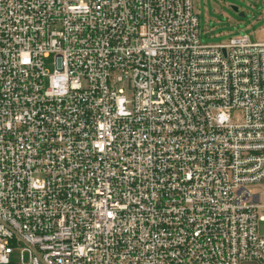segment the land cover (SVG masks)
<instances>
[{
    "label": "built area",
    "instance_id": "1",
    "mask_svg": "<svg viewBox=\"0 0 264 264\" xmlns=\"http://www.w3.org/2000/svg\"><path fill=\"white\" fill-rule=\"evenodd\" d=\"M257 185L264 41H202L194 0H0V264H264Z\"/></svg>",
    "mask_w": 264,
    "mask_h": 264
},
{
    "label": "rangeland",
    "instance_id": "2",
    "mask_svg": "<svg viewBox=\"0 0 264 264\" xmlns=\"http://www.w3.org/2000/svg\"><path fill=\"white\" fill-rule=\"evenodd\" d=\"M200 14V36L202 41L223 43L231 36L248 33L253 41H264V0H194ZM236 6L239 9H236ZM53 54L45 58V66L55 67ZM263 192V185H257ZM264 231V223L260 226ZM18 257L13 253L12 259ZM257 264V263H255Z\"/></svg>",
    "mask_w": 264,
    "mask_h": 264
},
{
    "label": "water",
    "instance_id": "3",
    "mask_svg": "<svg viewBox=\"0 0 264 264\" xmlns=\"http://www.w3.org/2000/svg\"><path fill=\"white\" fill-rule=\"evenodd\" d=\"M236 9H239V7L236 6Z\"/></svg>",
    "mask_w": 264,
    "mask_h": 264
}]
</instances>
